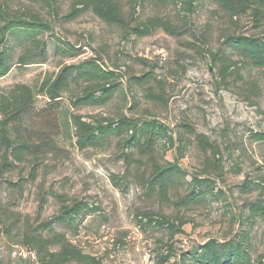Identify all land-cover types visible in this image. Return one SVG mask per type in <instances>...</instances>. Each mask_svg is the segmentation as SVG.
Returning a JSON list of instances; mask_svg holds the SVG:
<instances>
[{
    "label": "rangeland",
    "instance_id": "1",
    "mask_svg": "<svg viewBox=\"0 0 264 264\" xmlns=\"http://www.w3.org/2000/svg\"><path fill=\"white\" fill-rule=\"evenodd\" d=\"M75 1L54 0L51 10L28 0H0L11 14L38 16L48 26L39 36L47 50L43 63L16 67L22 44L8 37L5 45L13 66L0 78V92L18 82L37 84L62 66L100 58L104 66L119 73L117 90L106 105L82 107L75 113L85 120L124 115L164 124L174 144L159 138L157 160L162 165L177 161L185 178L169 190L168 200L162 201L142 187L136 163L128 169L117 137L79 149L71 129L70 136H58L57 146L39 157L34 179L30 176L34 160L30 158L0 174V264H37L33 250L23 242L24 234L42 232L41 223L57 215L62 203L73 202L84 206L77 230L72 225L53 226L82 252L100 258L102 264H157L159 256L167 253L166 245L172 246L173 255L164 264H181L183 257L185 264H193L195 248L209 239L221 242L241 230L251 238L253 260L258 258L264 264V217L251 216L248 207L258 199L264 203L257 186L264 185V143L250 139L252 133L264 132V69L244 60L237 73L223 80L208 53L220 50L236 60L221 45V36L234 32L264 38V28L254 29L251 19L244 16L232 23L206 0H195L186 17L179 4L155 10L148 2L136 8L137 14L158 12L185 31L172 36L158 29L136 37L130 30L105 24L91 11L66 20L64 16ZM121 1L128 11L127 1ZM144 75L150 80L146 87H138L135 78ZM149 88L161 99H151ZM45 103L39 96L35 108L40 110ZM184 124L217 147V161L210 160L207 170L216 190L222 192L219 198H189L186 183L202 170L204 155ZM46 126L38 124L41 129ZM132 156L139 157L136 153ZM208 156L211 159L210 153ZM245 182L259 183L246 189ZM144 213L156 219L167 217L176 224L183 221L181 232L170 237L164 228L148 224Z\"/></svg>",
    "mask_w": 264,
    "mask_h": 264
},
{
    "label": "trees",
    "instance_id": "2",
    "mask_svg": "<svg viewBox=\"0 0 264 264\" xmlns=\"http://www.w3.org/2000/svg\"><path fill=\"white\" fill-rule=\"evenodd\" d=\"M39 3L53 10L54 0H28ZM129 10L125 11L121 0H76L70 11L64 16L66 20H73L85 11H91L94 16L107 25L115 26L121 31L130 30L136 37L151 34L161 29L169 35L177 36L185 29L172 24L154 12L150 15L137 14L136 8L150 2L155 10L165 8L168 4H179L187 13L194 9L195 0H126ZM219 9L226 17L235 23L239 17H249L252 27L256 30L264 28V0H206ZM55 15L57 13L55 12ZM186 25V22L183 26ZM48 26L38 16L11 14L0 3V78L7 75L12 64L9 48L5 45L9 36L21 41L22 53L14 63L18 68H24L32 63H43L47 50L45 42L39 36ZM221 45L236 56L220 52H208L211 64L218 65V75L225 80L232 73H237L243 61L250 65L264 69V38L254 34L225 33L221 36ZM56 48L55 51H59ZM72 49V47H69ZM61 51L67 52L65 48ZM119 73L102 64L100 58H93L75 65L62 66L52 76H44L37 84L31 85L18 82L10 88L0 92V174L11 171L17 164L26 162L28 158L34 163L30 176L35 178L38 159L42 154L57 146L58 136L67 134L71 129L76 137L75 144L79 149L96 147L109 137H117L122 148V157L128 169L136 163L137 178L142 187L150 194H157L162 201L168 200L171 190L179 180H184L185 171L177 164L162 165L157 160L155 145L159 138H163L172 146L174 140L169 129L155 120H135L124 115L116 118L101 117L85 120L75 112L82 107H101L106 105L118 87ZM150 76L135 78V84L144 88ZM148 89V88H145ZM39 96L45 98L46 103L40 109L35 108ZM151 99H161L154 96L149 88ZM40 122L47 125V129L38 127ZM187 132L194 136L199 151L204 155L203 168L191 176L186 185L191 201L204 196L219 198L221 190L214 187L209 177L208 165L217 161V147L203 134L195 133L189 124H184ZM251 141L264 143V132H254ZM136 153L139 157L134 158ZM210 153L211 159L208 156ZM204 176V177H201ZM113 183H116L113 178ZM259 182H245L244 187L250 189L252 184ZM258 188L264 195V185ZM251 216L264 217V203L256 200L248 203ZM1 209V208H0ZM84 206L78 202L68 205L62 203L59 213L49 221L41 223L42 232L27 231L23 242L34 252L37 264H102L101 259L82 252L72 244L62 232L55 230L53 223L72 225L77 230L81 221ZM148 224L164 228L172 237L181 232L183 221H169L167 217L154 218L149 213L142 214ZM141 223L142 220L139 219ZM44 232V233H43ZM167 246V253L160 255L157 264H164L173 255L171 245ZM251 238L245 230L225 238L221 242L209 239L191 253L193 264H263L260 259L252 258L250 254ZM183 257V262L185 264Z\"/></svg>",
    "mask_w": 264,
    "mask_h": 264
}]
</instances>
